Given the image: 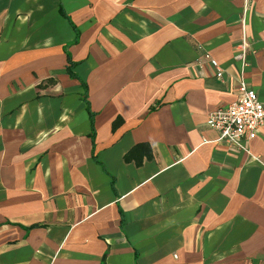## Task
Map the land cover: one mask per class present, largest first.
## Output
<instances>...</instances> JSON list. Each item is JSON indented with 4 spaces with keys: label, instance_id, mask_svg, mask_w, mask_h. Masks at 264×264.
<instances>
[{
    "label": "crops",
    "instance_id": "1",
    "mask_svg": "<svg viewBox=\"0 0 264 264\" xmlns=\"http://www.w3.org/2000/svg\"><path fill=\"white\" fill-rule=\"evenodd\" d=\"M245 25L264 101V0H0V264H264V125L207 124Z\"/></svg>",
    "mask_w": 264,
    "mask_h": 264
},
{
    "label": "built area",
    "instance_id": "2",
    "mask_svg": "<svg viewBox=\"0 0 264 264\" xmlns=\"http://www.w3.org/2000/svg\"><path fill=\"white\" fill-rule=\"evenodd\" d=\"M248 56L249 42L245 25L243 38L234 54V59L240 64L237 77L238 97L231 104L211 111L207 119V124L219 132V141L228 142L231 146L245 151H248L246 142L254 139L264 125V101L246 78ZM203 58L215 69L216 76L223 77V68L216 58L210 53H205Z\"/></svg>",
    "mask_w": 264,
    "mask_h": 264
},
{
    "label": "trees",
    "instance_id": "3",
    "mask_svg": "<svg viewBox=\"0 0 264 264\" xmlns=\"http://www.w3.org/2000/svg\"><path fill=\"white\" fill-rule=\"evenodd\" d=\"M70 71H71V67H70ZM139 149H144V153L147 155V156H151L152 155V149H151V147H150V145L149 144H139V145H137L136 147H134L129 153H128V155H127V159H131L132 158V153H134L135 151H137V150H139ZM138 161V163H140L141 162V160L140 159H138L137 160Z\"/></svg>",
    "mask_w": 264,
    "mask_h": 264
}]
</instances>
